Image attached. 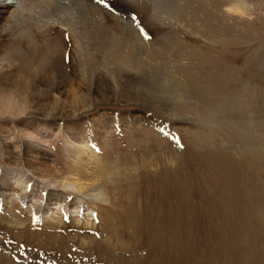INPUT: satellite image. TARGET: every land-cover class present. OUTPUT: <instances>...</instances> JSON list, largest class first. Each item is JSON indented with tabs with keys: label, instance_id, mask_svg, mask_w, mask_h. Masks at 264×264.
<instances>
[{
	"label": "rangeland",
	"instance_id": "obj_1",
	"mask_svg": "<svg viewBox=\"0 0 264 264\" xmlns=\"http://www.w3.org/2000/svg\"><path fill=\"white\" fill-rule=\"evenodd\" d=\"M58 1L0 15V264H264V0ZM158 78L182 119L154 108L172 102ZM22 142L46 159L23 169ZM21 169L39 192L80 177L81 203L22 200Z\"/></svg>",
	"mask_w": 264,
	"mask_h": 264
},
{
	"label": "bare ground",
	"instance_id": "obj_2",
	"mask_svg": "<svg viewBox=\"0 0 264 264\" xmlns=\"http://www.w3.org/2000/svg\"><path fill=\"white\" fill-rule=\"evenodd\" d=\"M2 1H6V0H0V15H2V14H6V9H8V8H10V7H14L15 6V8L19 5V0H15V3H11V4H7V3H2ZM50 3H51V6L53 7V10H54V12L55 13H57V11L61 14V13H63V12H68V10L66 9V7H64L63 5V3H62V1H58V0H50ZM237 9H238V7H236ZM234 6H232L231 7V11H236V13H239L238 12V10L236 9ZM66 14V13H65ZM56 15H58V14H56ZM63 15V14H62ZM8 24H10L11 22H10V17L9 18H7V21H6ZM117 24V23H116ZM121 27V26H120ZM4 31V30H3ZM2 31V29H0V33H2L3 32ZM10 31V30H9ZM129 32H131V29H130V31ZM8 33V32H7ZM10 33V32H9ZM9 37H11V36H9ZM8 37V38H9ZM7 38V37H6ZM5 40V39H4ZM7 41V40H6ZM131 44H129V49L131 50V51H135V53H137V51L139 52V42L137 41V39H136V36L135 35H133L132 37H131ZM3 42V41H2ZM5 42V41H4ZM9 42H11V40L9 39ZM130 42V41H129ZM0 44H2V43H0ZM5 44V43H4ZM6 44H7V42H6ZM6 47V46H5ZM3 48V47H2ZM57 49H60V48H58V47H56ZM55 48V49H56ZM1 49V48H0ZM52 50V53H51V58H52V60H54V62L55 63H59V61L61 60V58H62V53L60 52V50L58 51V50ZM138 54V53H137ZM136 54V55H137ZM11 57V56H10ZM10 57H8L9 59H10ZM131 57H133V56H131ZM7 58V59H8ZM13 59V58H12ZM124 61H126V60H124ZM61 63V62H60ZM100 64H102V62L100 63ZM139 64V61H137V62H135V65H136V67L139 69L140 68V66L138 65ZM130 65V64H129ZM121 67V65H116L114 68H113V73L114 72H116L119 68ZM18 72V74H20L21 72L22 73H26L25 74V76L26 77H28L26 80L24 79V78H20V79H15V84H14V87H19V86H23V87H29V86H34L35 84V82L36 81H34V78H33V74H32V69H31V67L30 66H20V69L17 71ZM130 72V71H129ZM50 72H44V74L42 75V76H44V75H47L48 76V79H46L45 81V84H42L43 85V87H56V82H54V80H52L51 78H49L51 75L49 74ZM13 75V74H12ZM6 76V75H5ZM10 76V75H9ZM9 76H6L5 77V79H7V77H9ZM3 77V76H2ZM11 77V76H10ZM9 77V78H10ZM1 78V77H0ZM9 78H8V80H9ZM3 79H4V77H3ZM11 79V78H10ZM159 80H157V81H159V82H161V83H158V85H159V87H161L163 90H164V92L167 94V96H168V99L169 100H171L172 102L170 103V102H168V103H166L165 104V106H163L162 104H160V103H158V107H154V108H156V109H159V110H161V111H163V112H165L166 114H167V116L169 117V118H172V119H178V118H180V119H182V117L181 116H177V117H175V116H173V112H172V109L171 108H173L174 107V102H176V103H182V102H186V100H183L182 102H180V97H179V93H181L182 95L184 94V91L182 90V87H173L172 88V86H171V84L168 82V81H166L165 79H162V78H158ZM4 82H5V80H4ZM7 82V81H6ZM167 83L168 84V86L169 87H163V86H166V84L165 83ZM2 84V83H1ZM4 84V83H3ZM9 84V83H8ZM178 86H180V84L178 85ZM5 87V86H4ZM10 87H13L12 85H10ZM57 89V88H56ZM104 89H108L109 90V87H105ZM158 89L159 88H154V89H150V91H151V93L153 94V95H158ZM182 91H183V93H182ZM38 92V91H37ZM64 92V91H63ZM105 93H107L108 91H104ZM50 93V92H49ZM35 94V93H34ZM37 94V93H36ZM63 94V93H62ZM109 94V92L106 94V95H108ZM137 94V93H136ZM38 95V94H37ZM43 95V94H42ZM94 95V94H93ZM40 96V95H39ZM45 96V95H44ZM185 96V95H184ZM38 97V96H37ZM42 96H40V98H41ZM49 97V96H48ZM51 97V96H50ZM49 97V98H50ZM66 97V96H65ZM179 97V98H178ZM27 98V97H26ZM30 97H28V99H29ZM33 98H35V95L33 96ZM33 98H32V100H33ZM49 98H47V99H49ZM38 99V98H37ZM42 99L43 98H41V101H42ZM67 99V98H66ZM69 99V98H68ZM45 100V99H44ZM55 100V99H54ZM65 100V99H64ZM27 101V100H26ZM29 101V100H28ZM46 101H48V100H46ZM56 101V100H55ZM66 101V100H65ZM128 101H130V99L128 100ZM38 102V101H37ZM52 102V101H51ZM70 102V101H69ZM112 102V101H111ZM114 102V101H113ZM33 103H35V102H33ZM46 103V102H45ZM44 103V104H45ZM49 103V102H48ZM54 103V102H53ZM55 103H57V102H55ZM59 103V102H58ZM57 103V104H58ZM68 103V102H67ZM40 104V103H39ZM51 104V103H50ZM61 104V103H60ZM38 105V104H37ZM152 106H156V102L155 103H152L151 104ZM29 106V105H28ZM33 106H34V104H33ZM41 106V105H40ZM31 107V106H30ZM51 107V106H50ZM60 107V106H59ZM164 108L165 109H167V111H165L164 110ZM55 109V108H54ZM59 110H61L60 112H55V113H52L53 115L52 116H54V117H60V118H70V112H62V109H61V107L57 110V111H59ZM10 110H8V112H9ZM50 111V110H49ZM82 111V110H81ZM13 113V112H12ZM164 113V114H165ZM11 114V113H10ZM9 115V114H8ZM14 115V114H13ZM9 116H11V115H9ZM166 116V115H165ZM73 117V116H72ZM61 121V120H60ZM67 127V126H66ZM83 146H85V147H87V145H83ZM73 152V151H72ZM74 152H76L77 153V155H80L81 153H82V148L80 147V148H77L76 150H74ZM22 153H29V154H31V159L33 160L32 162L31 161H29V160H27V159H25V156H24V154L22 155ZM19 157H18V160H21V164H22V166H23V169H25L26 167L25 166H28L29 168L30 167H32V166H35V163L37 164V163H39L40 162V160H45L46 158V153H45V151L44 150H41V148H39V146L38 145H34V144H26V143H24V142H22L20 145H19V155H18ZM26 158H27V156H26ZM45 158V159H44ZM34 161H36V162H34ZM44 162V161H43ZM76 162L75 161H73L71 164L72 165H70L69 167H70V169H72L73 167V164H75ZM20 164V163H19ZM41 165V164H40ZM2 175H1V177H0V189L3 191V190H5L6 192L7 191H9V190H11V192H14V190H12V184L9 182V180H8V177L11 175L10 173H8V172H2L1 173ZM18 175H20V177H18V178H15V180L17 181L16 183V185H17V187L19 188V191L21 192V194H22V200H24V199H27V197H28V194L30 193V195L32 196V197H35V199H37V201H38V203H43L45 206H49L52 202L54 203V204H52V205H55V206H57V205H61L60 203H62V205L61 206H59V209H58V211H60V212H62V211H64L65 213H66V208H67V206H68V201L66 200V198H63V196H64V194H65V196H68V193L66 192V190H72L71 191V193H72V195H73V199H74V203L72 204V207H76V208H74V209H77V205L79 204V203H81V194L83 193V190H84V188H85V186H83V185H80V184H78V182L80 181L79 179H81L80 177H78V179H76V182L74 181V182H70V181H65V180H62L59 184H58V188L61 190H65V192L64 193H61L60 191H57V192H53L52 190H49V189H46L45 191H42V192H39V191H37V190H33V189H31L32 188V186H29L28 185V183H30L31 181H32V179L29 177V176H26V175H24V173H23V171H22V169H21V171L18 173ZM43 180V179H42ZM46 183H50V180L49 181H44L43 180V182H42V184H46ZM51 183H53V181H51ZM43 185V186H44ZM55 186V185H54ZM10 187H11V189H10ZM52 187V186H51ZM48 188V187H47ZM8 193V192H7ZM5 195H6V193H5ZM93 196H95V197H97V196H102V194L101 193H99V192H94V194H93ZM103 197V196H102ZM0 198H1V196H0ZM102 201H104L105 199H104V197L101 199ZM0 203H1V201H0ZM56 203V204H55ZM70 206V205H69ZM73 209V208H72ZM35 213H37V214H41L40 213V211H39V208H35L34 210H33ZM48 212H44V214H47ZM110 214V213H109ZM110 216V215H109ZM111 219H112V216H111ZM108 220V219H107ZM108 226V225H107ZM15 242V241H14ZM27 244V243H26ZM5 246V245H4ZM9 249V248H8ZM14 249V248H13ZM36 252V251H35ZM40 252V251H39ZM71 264V263H70Z\"/></svg>",
	"mask_w": 264,
	"mask_h": 264
},
{
	"label": "snow or ice",
	"instance_id": "obj_3",
	"mask_svg": "<svg viewBox=\"0 0 264 264\" xmlns=\"http://www.w3.org/2000/svg\"><path fill=\"white\" fill-rule=\"evenodd\" d=\"M143 35V33H141Z\"/></svg>",
	"mask_w": 264,
	"mask_h": 264
}]
</instances>
